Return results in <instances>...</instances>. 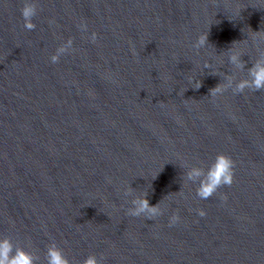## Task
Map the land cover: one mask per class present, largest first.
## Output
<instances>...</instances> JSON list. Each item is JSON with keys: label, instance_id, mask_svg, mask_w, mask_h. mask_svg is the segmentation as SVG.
<instances>
[{"label": "water", "instance_id": "water-1", "mask_svg": "<svg viewBox=\"0 0 264 264\" xmlns=\"http://www.w3.org/2000/svg\"><path fill=\"white\" fill-rule=\"evenodd\" d=\"M25 2L0 0V236L37 264L53 243L70 264H264V90L212 94L264 52V0H31L32 30ZM219 153L232 183L201 199L187 168ZM130 186L161 214L129 215Z\"/></svg>", "mask_w": 264, "mask_h": 264}, {"label": "clouds", "instance_id": "clouds-1", "mask_svg": "<svg viewBox=\"0 0 264 264\" xmlns=\"http://www.w3.org/2000/svg\"><path fill=\"white\" fill-rule=\"evenodd\" d=\"M36 7L31 0H26L24 6L21 9V15L24 19V27L28 30L35 28V24L32 22V18L36 15ZM86 27V26H85ZM93 39L95 35L93 34ZM208 33L201 35L195 41L193 47L197 50L208 46ZM71 47V40L67 44L57 49L56 53L51 56L53 63L59 60V57L68 48ZM243 55L240 51L229 50L228 59L236 70H244L245 63L240 59ZM207 67V64H205ZM225 82L223 85L218 83L214 88L212 94L221 93L229 88L233 93H243L245 89L249 90H264V52H260L252 62L251 67L247 68V76L236 80L234 75L225 76ZM235 81V82H234ZM195 83V81H193ZM200 84L195 88H199ZM186 180L196 183L197 195L201 199H207L212 195L217 188L221 185H230L233 179V161L230 157L223 153L216 155L207 169H203L196 165L187 168L185 174ZM132 187L125 189V196H131V207L128 209V214L132 216L144 215L151 219L157 215H160V210L156 205H151L147 199V192L143 194H134ZM199 215H205L204 211H199ZM179 221L178 215H173L170 220V226ZM47 264H70V261L65 256L64 252L57 247L54 243L50 245L46 252ZM0 264H37V257L30 251H27L24 247L13 242L9 236H0ZM83 264H101V261L97 259L95 255H89L83 261Z\"/></svg>", "mask_w": 264, "mask_h": 264}]
</instances>
